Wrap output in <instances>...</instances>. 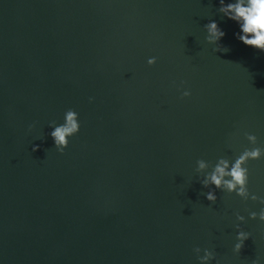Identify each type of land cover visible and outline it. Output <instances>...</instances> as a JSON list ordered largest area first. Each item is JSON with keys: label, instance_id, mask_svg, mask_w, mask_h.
I'll return each mask as SVG.
<instances>
[{"label": "water", "instance_id": "1", "mask_svg": "<svg viewBox=\"0 0 264 264\" xmlns=\"http://www.w3.org/2000/svg\"><path fill=\"white\" fill-rule=\"evenodd\" d=\"M219 7L0 0V264H200L197 247L211 264H264V222L249 218L264 157L246 165L256 201L210 202L196 172L253 147L246 133L264 148V52ZM210 20L227 53L205 40ZM68 109L80 131L60 154L48 124Z\"/></svg>", "mask_w": 264, "mask_h": 264}, {"label": "clouds", "instance_id": "2", "mask_svg": "<svg viewBox=\"0 0 264 264\" xmlns=\"http://www.w3.org/2000/svg\"><path fill=\"white\" fill-rule=\"evenodd\" d=\"M219 11L223 15L234 21L238 26V31L234 34L236 39L246 46H250L256 50L264 52V0H219ZM206 32L205 40L207 43L216 45L213 48L214 52L227 53L228 47L221 46L220 41L225 36V32L218 26L217 22L210 20L204 25ZM148 65L156 63V57H150L147 60ZM191 95L190 90L184 89L181 92L182 97ZM94 98L89 97L92 102ZM35 127V123L28 126V131L31 132ZM50 132L48 135L52 138L55 149L63 154L64 150L69 145L71 137L75 136L80 131L79 114L74 109H68L63 116V122L57 123L55 120L48 124ZM249 144L253 147L245 148L234 160L229 161L220 158L212 167L210 172H205L208 169V162L200 159L197 161L196 172H204L203 179L200 180L201 185L207 188L204 193L206 199L210 202H215L217 199L216 190L220 189L226 192H235L236 195L256 201L258 198L254 194H250L248 190L249 169L246 166L249 160H259L264 157V148L258 147L257 137L253 134H245ZM39 145H33V151H36ZM214 186V187H213ZM264 203V199L260 200ZM250 219H259L264 222V208H261L257 213L252 211L249 213ZM236 219L242 224L245 221L243 215L237 214ZM250 233L244 231L239 224L237 225L236 243L233 251L239 253L243 247L244 241L247 240ZM200 264H211L215 260L213 251L205 248L201 250L199 247L194 249ZM203 251V255H201ZM218 264V262H217ZM252 264H260L259 260H254Z\"/></svg>", "mask_w": 264, "mask_h": 264}]
</instances>
